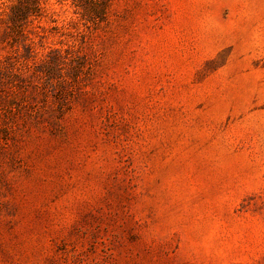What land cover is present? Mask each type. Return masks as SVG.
Listing matches in <instances>:
<instances>
[{"label": "rangeland", "instance_id": "rangeland-1", "mask_svg": "<svg viewBox=\"0 0 264 264\" xmlns=\"http://www.w3.org/2000/svg\"><path fill=\"white\" fill-rule=\"evenodd\" d=\"M11 4L0 264H264V0Z\"/></svg>", "mask_w": 264, "mask_h": 264}, {"label": "trees", "instance_id": "trees-1", "mask_svg": "<svg viewBox=\"0 0 264 264\" xmlns=\"http://www.w3.org/2000/svg\"><path fill=\"white\" fill-rule=\"evenodd\" d=\"M12 4L10 6L11 9V16L10 18L14 21L17 22L20 16H24L26 14H28V12H30V7H28V3L29 5L33 6V8L35 9V11H37L39 8H41L42 2L44 0H11ZM32 8V7H31Z\"/></svg>", "mask_w": 264, "mask_h": 264}]
</instances>
